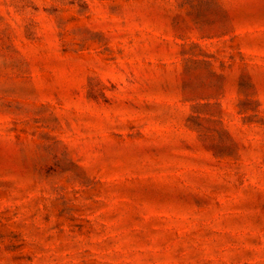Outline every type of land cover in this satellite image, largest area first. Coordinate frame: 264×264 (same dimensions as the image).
<instances>
[{
    "label": "rangeland",
    "instance_id": "374dc122",
    "mask_svg": "<svg viewBox=\"0 0 264 264\" xmlns=\"http://www.w3.org/2000/svg\"><path fill=\"white\" fill-rule=\"evenodd\" d=\"M0 264H264V0H0Z\"/></svg>",
    "mask_w": 264,
    "mask_h": 264
}]
</instances>
